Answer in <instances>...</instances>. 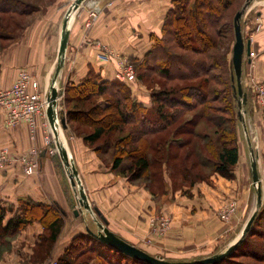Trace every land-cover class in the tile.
<instances>
[{"label":"crops","instance_id":"0c3cea01","mask_svg":"<svg viewBox=\"0 0 264 264\" xmlns=\"http://www.w3.org/2000/svg\"><path fill=\"white\" fill-rule=\"evenodd\" d=\"M70 3V0H58L47 5L29 20L18 40L0 52V88L8 87L19 69L27 70L38 81L42 91H48L52 82L62 90L67 82L78 83L89 67L100 72L103 78H115L118 60L102 59L97 43L107 45L121 55L141 58L152 43L150 35L160 33L172 0H86L70 16L64 61L57 72L62 22ZM92 7L99 8L98 16L87 26L88 11ZM241 30L244 41L250 40V51L255 55L250 57L244 54L242 88L246 93L244 118L257 156L264 202V121L256 108L254 94L247 87L250 76L264 80V0L256 1L247 10L241 19ZM233 43L234 40L232 46ZM127 84L136 100L146 106L151 105L149 92L140 91L135 81ZM63 98L64 91L61 102L65 109ZM43 122L41 116L37 118L32 138L26 124L4 126L0 109V148L7 147L13 155L32 148L40 150V167L31 175L24 174L16 164L0 167V204L11 211L17 208L19 199L56 204L63 211L62 226L55 240L48 244L41 239L44 232L41 223L26 225L16 235L17 239L11 242L9 253L5 255L7 261L2 264H21V260L30 255L33 248L43 249L42 252L40 249L33 250L36 256L34 259L43 261L58 258L74 236L87 232V227L92 231L98 229L91 215L79 204L58 154L53 156L43 153ZM240 133L242 137L238 141L236 179L228 180L218 176L211 187L205 183L199 184L200 193H204L200 198L201 203L196 198L174 199L170 190L164 196L154 197L144 185L131 183L123 173L113 171L109 163H104L102 157L80 137L73 134L66 141L97 220L129 243L146 252L147 248L153 252L156 248L149 245H167L177 228H180L176 230L177 234L189 233V223H185V220L188 219L189 207L195 204L208 209L210 200L220 203L235 197L240 204L239 213L243 217L250 215L256 195L249 170L248 145L242 129ZM158 214L171 218L169 230L160 238L150 225V218ZM147 239H150V244L146 242Z\"/></svg>","mask_w":264,"mask_h":264},{"label":"trees","instance_id":"16d2710c","mask_svg":"<svg viewBox=\"0 0 264 264\" xmlns=\"http://www.w3.org/2000/svg\"><path fill=\"white\" fill-rule=\"evenodd\" d=\"M243 1L172 0V5L164 16L160 33L150 35L152 40L150 47L141 58L129 56L135 67L145 66L153 72L157 71V74L172 81V86L152 91L150 93L151 105L146 106L133 97L128 82H121L116 78H103L100 72L89 67L78 83L67 82L63 88L66 126L70 127L72 132L95 153L109 150L111 144L109 163L111 169L123 173L131 183L144 185L154 197L164 196L169 190L174 195L171 178L167 183V168L170 176L172 175V178L174 176L175 180L177 179L175 173L179 172L181 180L189 185V188L199 181L210 182L209 178L211 179L212 175L209 176L196 170L199 166L208 168L209 172L227 179H234L239 157L238 141L241 126L236 113V100L232 93L230 80L232 63L229 53L232 51L234 40L232 16L241 8ZM236 5L238 9L232 14L231 8H235ZM46 6H40L30 0H0V41L4 42L0 47V52L18 40L28 25V22L20 23L16 16H32L34 13L38 14L43 11ZM227 32L230 34V40L225 35ZM224 36L228 41L225 40L219 46ZM217 47L228 53L225 70L228 74L231 99L230 108H227V111H230V118L226 120L220 116H213L209 119L216 126L221 125L222 127L223 124H227L221 128L219 148L210 142L212 139L209 138V134L201 133L196 129L198 124L196 117L191 120L182 118L186 111L199 104L204 108L196 114L198 118L205 115V110L212 109L214 105L208 106L207 104L210 101L208 100L209 89H205L202 84L195 83L174 87L178 85L175 81L180 83L187 80L194 81L202 74H206L205 72L211 68L206 58L209 54L206 52ZM186 50L196 55L185 53ZM209 56H211V58L208 57L209 60L214 61L215 52ZM216 99L214 93L211 100ZM82 103H90V106L71 108L72 105L76 107ZM214 118H217L218 122L214 121L216 120ZM75 123L91 125L93 131L81 133L77 126H74ZM173 128L174 132H171ZM171 133L173 136L169 139ZM182 133L189 136L187 138L176 137ZM158 134L161 136H158L157 140L155 137L149 138ZM173 144L179 150L188 147L182 160L188 161L194 156L190 167L180 160L175 163L171 162L179 155V150L174 153L170 152ZM167 161L170 163L167 164ZM156 162H162L166 169L150 170L152 163ZM156 180L161 184L160 192L154 189L158 186L155 185ZM188 191L189 189L183 193L187 194ZM62 212L56 204H47L32 199H19L17 208L12 211L0 204V243L9 248L11 238L15 237L26 225L39 222L44 229L41 239L50 244L55 240L62 226ZM263 225L264 204L259 209L243 241L228 257L217 264H246L238 261L237 257L263 260L264 244H258L255 239V237L264 238ZM46 231H48L47 235ZM93 252H96L99 257L105 258L108 255L114 260L121 259L124 263L149 264L116 251L88 232L74 236L63 253L56 259L58 264H97L89 261L90 255L84 256ZM80 256L85 259L75 262Z\"/></svg>","mask_w":264,"mask_h":264},{"label":"rangeland","instance_id":"374dc122","mask_svg":"<svg viewBox=\"0 0 264 264\" xmlns=\"http://www.w3.org/2000/svg\"><path fill=\"white\" fill-rule=\"evenodd\" d=\"M33 3H37L40 6L43 5H48V4H52L55 3L58 0H30ZM73 1V0H70ZM258 1V0H256ZM244 2V1H243ZM241 4V3H240ZM259 5H257L258 7ZM238 5L235 6V8H231V13L233 14V12L238 9L237 8ZM230 11V9L228 10ZM37 16V13H34L32 16H28V17H18L16 16L17 20L24 24L25 22L29 23V20L31 18H34ZM234 17V16H232ZM228 20V18H227ZM229 22V21H228ZM17 27V26H16ZM15 27V28H16ZM226 37L229 38L230 40V34L227 32L225 33ZM224 36V38L221 39V43L219 46L222 45V43L227 40ZM228 41V40H227ZM3 41H0V47L1 45H3ZM220 47H217L216 49H212L208 52H206V54L208 53L209 55L215 52V59L214 61L209 60L208 57L211 58V56H206V58L208 59V63L211 64V68L210 70L208 69L205 73L206 74H202L199 78H196L194 81L193 80H187V81H183V83H180L179 81H175L178 85L174 86L175 88H178L181 84H188V83H195V84H202L205 89L208 88L209 89V97H208V101L207 104L209 105H214L212 106V109L209 110H205V115L203 117L198 118L196 116V114L200 113L204 106L202 105H196L195 107H193L192 109L186 111L183 115V120H191L193 118H197L198 119V124L196 126V129L198 131H200L201 133H206L209 134V138L212 139V141H210L212 144L214 143L216 148H219L221 145V139H220V132L222 131L221 128H223L224 126H226L227 124H223L222 127L221 125L216 126L214 124V122L209 121L210 118L214 117H223L226 120L228 118L231 117L230 115V111H227V108H230V103H231V99L229 96V88H228V74L226 73V56H227V52L223 51L224 49H220ZM183 52V51H182ZM185 53H188L190 55H196V53H191L190 51L187 52L184 51ZM121 54V53H119ZM231 55H232V51H230L229 53V57H230V62H231ZM124 56V55H122ZM225 56V57H224ZM127 57V56H126ZM128 60L130 61L129 57H127ZM130 63L133 66V70L135 72V82H137V85L139 86V90L143 91V92H149V94L152 91H158L161 89H166L169 88L170 86H172L171 82L169 81V79L164 78L162 75L157 74L156 72H153L151 70H149L148 68L144 67H135L134 64L130 61ZM153 64V63H152ZM147 65V64H146ZM142 75L143 78H142ZM232 75V73H231ZM204 80H206L204 82ZM230 80H231V76H230ZM133 84V83H132ZM232 84V81H231ZM249 88V90L251 91V93L254 94V91L250 88V86H247ZM216 94L217 99L214 101H212V97L213 94ZM190 102H193L192 100H190ZM237 104V103H236ZM90 106V103H82L77 105L76 107H72L71 108H88ZM66 110V109H65ZM216 120V122H218L217 118H214ZM208 121V122H207ZM68 124V123H67ZM70 126V125H68ZM74 126H77V128L80 130L81 133H90L93 131V126L88 125H78V123H75ZM127 131V130H126ZM125 131V132H126ZM63 132L65 135V138L67 140V137H72L73 136V132L71 130L70 127H65L63 128ZM171 132H174V128ZM162 134V133H161ZM161 134L149 137V138H153L155 137L156 140L158 138V136H161ZM169 134V133H168ZM75 135V134H74ZM117 136H120L121 134H116ZM115 135V136H116ZM166 135V134H165ZM76 136V135H75ZM164 136V135H163ZM173 136V133L170 134L169 139H171ZM189 135L187 134H179L176 137L180 138H187ZM241 133H239V138L241 139ZM44 137V135H43ZM193 139V138H192ZM174 145V144H173ZM170 148V152L174 153L176 151H178L179 149L175 147V145ZM188 147H185L183 150H179V155L178 158H174L173 160H171V162H179L183 161L182 158L184 157L186 151ZM111 151H112V147L110 144V149L107 151H102L100 153H97L100 155V157H102V160L104 163H110L111 161ZM49 154V153H48ZM57 154V153H56ZM207 157H209V155L206 154ZM211 157V156H210ZM168 159V158H167ZM212 159V158H211ZM194 160V156L188 160V161H183L188 167H190L191 162ZM170 163V162H169ZM167 161V164H169ZM169 166V165H168ZM165 168V165L162 162H156L155 164L152 163L151 165V169L150 170H156V171H161ZM196 170H199L203 173L208 174L209 176H211V179L209 178L210 182H205V181H199L196 184H194V186L192 188H189L184 181L181 180V176L180 173L177 172L175 173V176L177 177V179H174V176L172 178V175L170 176L169 173V169L167 168V183L170 181V178L173 182V192H174V199H176L177 197H182L184 200H186V198H188L189 200H196L197 202L201 203V197L202 195H204V193L202 194V192L200 193L198 186L199 184H203L205 183L206 185H208L209 187L213 186L215 181L221 177L224 179H227L219 174L216 173H211L209 172L210 169L208 168H204V167H198ZM175 172V171H174ZM219 176V177H218ZM236 177L233 179L235 180ZM175 180V181H174ZM228 180H232V179H228ZM244 183V181H242ZM250 183V180L248 181ZM210 183V184H208ZM155 185H158L157 187H155L154 189L156 191H161L162 187L160 186V182H158L157 180L155 181ZM250 186V184H249ZM157 188V189H156ZM189 189L187 194H184L183 192L185 190ZM252 192V189L250 190V194ZM254 194V193H253ZM252 196V194H251ZM156 197H160V195H156ZM196 198V199H193ZM214 204V205H213ZM264 204V202L262 201V205ZM261 205V206H262ZM208 206H210V208H201L199 207L197 204L190 206L189 207V211H188V219L185 220V223L187 222V224L189 223V233H185V234H177L176 230L180 229V228H175V223H174V228L173 230V234L171 237V240L168 242V244L165 245L163 244H159L156 246H152L149 245V247H155L156 249L153 250V252H150L149 248H147V252L151 255H156V256H161L166 260L169 261H186V260H194V259H199V258H203V257H207V256H212L216 253H220L223 250H225L226 246L229 245L240 233V230L243 226V224L245 223L248 215H246L245 217H243L241 215V213H239V201L235 198V197H229V199H224V202H217L214 203L210 200V203L208 204ZM251 206V205H250ZM254 207V206H253ZM261 208V207H260ZM259 211V210H258ZM258 213V212H257ZM171 226V225H170ZM169 229H167L168 231ZM262 230L264 231V225L262 226ZM166 231V232H167ZM165 232V233H166ZM48 234V231H46V235ZM164 235V234H163ZM158 235V237H162L163 236ZM17 237H13L11 238V242L16 240ZM256 241L258 244H264V238H258L255 237ZM147 243H151L150 239L146 240ZM11 245V243H10ZM9 248L6 247L4 244L0 243V264H2L3 262H6V258L5 255L9 253ZM34 249H39L41 250V252L43 251L42 248H33L32 252L30 255H28L26 258H23L21 260V264H32V263H37L40 262L41 260H37L34 259L36 258V256L34 255ZM39 252H37L38 254ZM89 257V261L90 262H95L97 264H108L109 262H112L111 264H121L123 262V260L118 259V260H114L112 259V257H109L107 254V256L104 257H99L98 254L96 252H93L92 254H85L84 256H88ZM34 257V258H33ZM82 259H85L83 256H80L79 258L76 259L75 262H80ZM238 261H241L243 263L246 264H264V258L263 260L261 259H252V258H246V257H237L236 258ZM9 260V259H8ZM12 262V261H11ZM20 263V261H19ZM13 264V263H11ZM122 264H132L130 263H122Z\"/></svg>","mask_w":264,"mask_h":264},{"label":"water","instance_id":"95a60500","mask_svg":"<svg viewBox=\"0 0 264 264\" xmlns=\"http://www.w3.org/2000/svg\"><path fill=\"white\" fill-rule=\"evenodd\" d=\"M86 0H73L68 6L64 19L62 22L61 28V39L59 44V50L57 53V61L58 67L57 72L64 61V54L66 49V44L68 40V23L70 16L74 12H76L80 6ZM256 0H244L241 8L235 13L233 17V31H234V43L232 46V55H231V63H232V93L234 99L237 103V118L240 123L243 135L246 139L248 150H249V170L252 180V187L254 189L256 198L254 202V207L247 217L245 223L243 224L239 235L226 246L225 250L220 253H216L212 256H207L194 260H186V261H169L164 259L161 256L151 255L145 250L129 243L118 235L114 234L111 230H109L103 222H99L95 217V213L93 208L91 207L86 193L84 191L81 180L78 176V172L74 167L72 157L69 153L67 147V141L63 132V128L66 127L65 117L62 115L63 110L59 108L60 101L59 97L62 95L63 90L52 82L48 91H46V118L51 129L53 140L55 147L57 149V154L61 159L62 165L64 167L66 176L68 178L69 184L77 195V199L79 204L86 210L93 220L96 222L98 229L96 231H92L87 227V232L93 235L95 238L99 239L103 243L112 247L118 252H122L134 259L145 261L149 264H217L221 262L223 259L228 257L230 253L236 249V247L243 241L246 234L249 232L251 225L257 215L258 210L262 205V190H261V180L258 170L257 156L252 144V140L250 138L248 127L244 118L245 109L244 106L246 104V93L242 88V63L244 54L248 55L250 52V41H244V37L242 35L241 30V19L244 14L249 10L253 3ZM45 150H43V153ZM75 214H78L75 211Z\"/></svg>","mask_w":264,"mask_h":264},{"label":"built area","instance_id":"2783aa9c","mask_svg":"<svg viewBox=\"0 0 264 264\" xmlns=\"http://www.w3.org/2000/svg\"><path fill=\"white\" fill-rule=\"evenodd\" d=\"M99 8L88 11L87 26L98 16ZM250 41V40H249ZM100 50V56L104 60L116 58L118 68L115 72V78L121 82L134 81L136 78L133 66L124 55L112 50L109 46L97 43ZM250 57H254V52L250 51ZM248 85L254 91L255 105L264 121V80H257L253 76L248 79ZM62 95L59 97V108L63 110L62 115L65 117V109L62 105ZM0 109L3 114V124L6 127H15L19 124H26L29 128L31 137H34L37 118L44 119V145L45 152L50 155L57 153L54 144L53 135L46 118V91L40 90L38 81L25 69H19L14 81L5 88H0ZM16 164L26 175L35 173L40 167V150L32 148L26 152L13 155L7 147L0 148V167ZM170 216L158 214L150 218V225L154 233L163 235L170 227ZM31 264V263H30ZM32 264H58L56 258L52 257L47 260Z\"/></svg>","mask_w":264,"mask_h":264}]
</instances>
